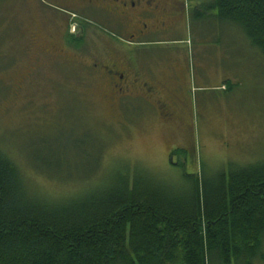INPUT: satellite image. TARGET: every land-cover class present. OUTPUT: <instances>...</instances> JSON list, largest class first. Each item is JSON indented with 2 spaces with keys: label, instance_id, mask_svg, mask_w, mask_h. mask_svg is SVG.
<instances>
[{
  "label": "rangeland",
  "instance_id": "rangeland-1",
  "mask_svg": "<svg viewBox=\"0 0 264 264\" xmlns=\"http://www.w3.org/2000/svg\"><path fill=\"white\" fill-rule=\"evenodd\" d=\"M212 1L182 0L180 43L157 50L179 48L184 68L172 127L170 115L120 108L89 73L100 49L94 30L82 41L73 23L64 43L26 0H0V147L33 197L60 202L122 172L185 196L190 179L214 182L264 160V56Z\"/></svg>",
  "mask_w": 264,
  "mask_h": 264
},
{
  "label": "trees",
  "instance_id": "trees-1",
  "mask_svg": "<svg viewBox=\"0 0 264 264\" xmlns=\"http://www.w3.org/2000/svg\"><path fill=\"white\" fill-rule=\"evenodd\" d=\"M210 6L264 56V0ZM190 180V195L177 196L122 172L112 185L50 202L29 193L0 147V264L264 262V160L214 182Z\"/></svg>",
  "mask_w": 264,
  "mask_h": 264
},
{
  "label": "flooded vegetation",
  "instance_id": "flooded-vegetation-1",
  "mask_svg": "<svg viewBox=\"0 0 264 264\" xmlns=\"http://www.w3.org/2000/svg\"><path fill=\"white\" fill-rule=\"evenodd\" d=\"M26 2L41 19L52 20L54 30L62 32L64 43L73 37V31L69 30L73 23L80 28L75 37L82 41L89 30H94L100 49L94 53V61L86 67L98 82L108 88L109 96L120 108H145L152 114L160 113L163 118L168 119L170 115L171 126L172 123L180 124V99L185 91L180 50L176 48L164 53L166 50L160 48L159 52L158 48L164 46L156 45L180 43L184 14L182 0ZM74 31L78 30L75 28ZM50 49L55 55L65 52L56 44ZM144 49L148 53L154 51L150 55L151 60L157 63L158 60L164 61V68L154 70L143 57ZM138 61L144 62V68L138 67Z\"/></svg>",
  "mask_w": 264,
  "mask_h": 264
},
{
  "label": "crops",
  "instance_id": "crops-1",
  "mask_svg": "<svg viewBox=\"0 0 264 264\" xmlns=\"http://www.w3.org/2000/svg\"><path fill=\"white\" fill-rule=\"evenodd\" d=\"M165 45V43H160L159 45H156V46H164ZM148 51V50H147ZM155 53V52H154ZM151 60V59H150ZM148 60L147 61V63H149V65L154 69V70H156V69H162V68H164V61L162 62V61H160V60H158V62L159 63H157V62H155L154 60ZM139 63H137L138 64V67L140 68V67H143L144 68V62L143 61H138ZM146 63V65H147V67L149 66L148 64ZM145 69H147V68H145ZM148 70V69H147Z\"/></svg>",
  "mask_w": 264,
  "mask_h": 264
}]
</instances>
